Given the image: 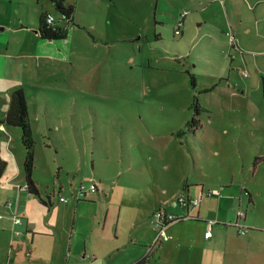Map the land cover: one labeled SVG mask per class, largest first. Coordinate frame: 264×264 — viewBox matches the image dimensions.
<instances>
[{
  "label": "rangeland",
  "instance_id": "374dc122",
  "mask_svg": "<svg viewBox=\"0 0 264 264\" xmlns=\"http://www.w3.org/2000/svg\"><path fill=\"white\" fill-rule=\"evenodd\" d=\"M67 1L73 22L51 0L34 4L50 10L64 39L35 33L40 10L30 11L24 28L17 24L21 31L0 32V45L25 43L27 51L0 67V119L11 92L23 87L35 142L32 179L40 197L54 192L47 205L23 188L18 194L21 130L0 122V264H122L133 257L121 252L128 236L153 230L158 208L182 218L186 206L176 198L187 187L200 199L188 207L193 214L209 192L264 199V0ZM90 178L99 193L77 204L58 201L57 192L69 197ZM120 204L126 208L116 232ZM15 211L24 222L19 237ZM114 235L120 252L108 259Z\"/></svg>",
  "mask_w": 264,
  "mask_h": 264
},
{
  "label": "crops",
  "instance_id": "0c3cea01",
  "mask_svg": "<svg viewBox=\"0 0 264 264\" xmlns=\"http://www.w3.org/2000/svg\"><path fill=\"white\" fill-rule=\"evenodd\" d=\"M39 1L41 0H0V32L5 31L6 29H10L12 33L21 31L19 28H14L18 23H22V28H24L23 21L26 19L30 11L40 10L34 6V4H39ZM63 1L65 5H72V3L67 0ZM258 1L260 0H256L254 4ZM253 7L254 6H251V8ZM40 8L38 22L42 14H52L49 9H43V5L40 6ZM256 8L257 6H255L254 9ZM262 11H264V9H260L258 12L261 13ZM66 21H74V12L71 20ZM55 27L60 28L59 24L56 22ZM245 30L247 32L244 31V33H250V29L246 28ZM35 33L41 38L39 34V25L38 30L35 31ZM11 44L13 45L12 48L9 47ZM17 45H23V47L18 48ZM25 53H27L25 43L6 42L5 44L0 45V67H8L16 61L18 56ZM19 88L23 89V87ZM250 157L251 155H248V158H242V168L246 166V162H249ZM262 161H264V158ZM253 165L254 163L252 162V174L254 175L256 170H254L255 167ZM90 179H88V181ZM93 183L95 184L96 181L94 180ZM95 186L96 191L94 193H87L85 198L80 201H84L89 195L99 193L96 184ZM73 188L74 187H71V194ZM187 191L189 192L183 193L186 196H190L191 192L189 187H187ZM57 193V199L59 201V197L63 196H61L60 191ZM102 193L104 198L108 197L107 192ZM174 193L177 196L182 192ZM18 194H20V191H18ZM71 194L69 197H66V199H68L67 202L61 203H73L74 201H70ZM162 194L166 195L167 192H162ZM53 196L54 192L51 194L46 193L43 199L48 204H51ZM235 196L236 195L230 192H223L219 197L208 195L206 197L208 200H206L207 203L205 206L200 207L194 214L186 208L183 210L185 214L180 215L182 218L178 216V218H180L179 221H175L165 228L164 231L166 238H157L156 231L154 229L152 230L149 226L144 229H141L140 227L136 230L133 229L128 236L130 238L129 243H124V250H121V252H125V256L133 254V257L122 264H264V199H262L260 192H245V196L240 193L238 199ZM119 197L123 203L126 202L123 192H119ZM206 198H203V202ZM80 201L75 202V204ZM157 202H159V200ZM12 204L13 206L11 208L17 206V203L14 205L12 202ZM160 204L161 203H159V205ZM241 205H244V210L241 209ZM116 207L118 212L115 221V231L117 232V228H119L121 224V212L126 206L124 207V205L120 204ZM182 209L183 208H181V210ZM237 209L244 212V218L241 221V224L248 228V232L245 235H239L237 228L233 225L236 220L235 214ZM107 211L108 209H106V214L103 217L104 225ZM203 214L207 217H202ZM207 220H215L217 223L209 229L210 235L206 238L204 234L208 230ZM145 225L147 226V223H145ZM35 226L36 223H29L30 228H34ZM17 230L22 234L19 227ZM74 231L75 226L73 225L71 228L72 235ZM115 236L116 235H114V239H112L114 245L112 246L108 244L106 249L108 259H111L113 254H118V252H120L119 244L117 242L118 238ZM154 237H156V239L153 241ZM104 246H106V244H104ZM71 251L72 236L68 247V253ZM94 254V257L96 258L97 254ZM42 263L48 264L47 262ZM49 264L54 263L50 261Z\"/></svg>",
  "mask_w": 264,
  "mask_h": 264
},
{
  "label": "trees",
  "instance_id": "16d2710c",
  "mask_svg": "<svg viewBox=\"0 0 264 264\" xmlns=\"http://www.w3.org/2000/svg\"><path fill=\"white\" fill-rule=\"evenodd\" d=\"M54 8L59 12L61 17L65 20H71L74 7L73 5H65L63 0H52ZM45 14H42L39 18V34L41 38L46 40H60L64 39L67 35L66 30L55 27L52 29L47 26L44 18ZM232 48L234 46H231ZM191 83L194 85V80L191 78ZM262 90L264 93V79H262ZM196 103V102H195ZM198 112V105L196 106L195 113ZM11 127H18L21 130V142L25 150V158L23 162L24 171V186L27 193L38 196L41 203L47 205L48 203L39 196L38 189L32 179V171L34 167V139L32 135V129L29 122L28 110L26 106V100L24 91L22 88L14 90L10 95L9 105L5 112L4 118L1 120ZM6 168V162L0 158V178ZM177 219V221H179Z\"/></svg>",
  "mask_w": 264,
  "mask_h": 264
},
{
  "label": "built area",
  "instance_id": "2783aa9c",
  "mask_svg": "<svg viewBox=\"0 0 264 264\" xmlns=\"http://www.w3.org/2000/svg\"><path fill=\"white\" fill-rule=\"evenodd\" d=\"M182 16L185 18L186 14L183 13ZM44 21L46 23L47 26L51 27L52 29H55V20H54V17L52 14H46L45 15V18H44ZM183 25V20L181 21H178V24H177V28L180 29ZM177 29V32L179 31ZM226 36H228V40H229V43L231 46H235V38L233 36L232 33H226ZM90 184L89 186L86 188L82 185H80L79 187L77 188H73L72 190V194H71V197H70V201H74V202H77V201H80L82 199L85 198L86 194L88 193H94L96 191V186L95 184L93 183L94 180L90 179ZM24 189V191H26L25 189V186L23 185V187H19V190L20 191L21 189ZM218 192H209L208 195H217ZM59 201L60 202H67L68 199L66 198H63V197H59ZM176 201L180 204V205H185L186 208L189 207V205H193V206H197L199 205L200 203V199H192L190 198L189 196H186V195H179L177 198H176ZM5 206L9 209H11V207L13 206L12 204V201H7L5 202ZM155 216H156V222L154 224V230L156 231L157 233V238L161 237V238H166L165 236V228L177 221V219H179L178 217L172 215V214H169V213H166L163 209L159 208L157 210V212L155 213ZM12 217H13V225L14 227H20L22 224H23V219L21 217H19L15 212H13L12 214ZM244 218V212L240 209H237L236 211V220L234 222V226L237 228V232L239 235H245L247 232H248V228L246 226H244L243 224H241V221L243 220ZM217 222L215 220H207V226H208V230L205 232L204 236L207 238L209 237L210 235V231L209 229L215 225ZM17 229H14V236H19L21 235V232Z\"/></svg>",
  "mask_w": 264,
  "mask_h": 264
}]
</instances>
